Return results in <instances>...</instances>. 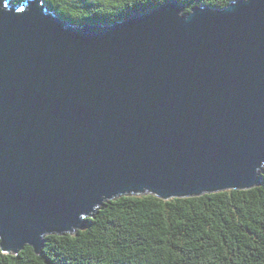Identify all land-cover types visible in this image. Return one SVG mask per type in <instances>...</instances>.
Segmentation results:
<instances>
[{"label": "water", "instance_id": "water-1", "mask_svg": "<svg viewBox=\"0 0 264 264\" xmlns=\"http://www.w3.org/2000/svg\"><path fill=\"white\" fill-rule=\"evenodd\" d=\"M165 0L73 27L0 0V248L40 254L105 202L248 189L264 166V0Z\"/></svg>", "mask_w": 264, "mask_h": 264}, {"label": "trees", "instance_id": "trees-1", "mask_svg": "<svg viewBox=\"0 0 264 264\" xmlns=\"http://www.w3.org/2000/svg\"><path fill=\"white\" fill-rule=\"evenodd\" d=\"M28 0H13L20 4ZM165 0H39L67 25L109 26ZM222 9L235 0H177ZM248 189L161 199L149 192L107 201L79 230L45 235L40 254L0 248V264H264V166Z\"/></svg>", "mask_w": 264, "mask_h": 264}, {"label": "flooded vegetation", "instance_id": "flooded-vegetation-1", "mask_svg": "<svg viewBox=\"0 0 264 264\" xmlns=\"http://www.w3.org/2000/svg\"><path fill=\"white\" fill-rule=\"evenodd\" d=\"M188 1H191V2H199V1H202V0H188Z\"/></svg>", "mask_w": 264, "mask_h": 264}]
</instances>
